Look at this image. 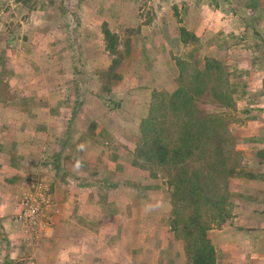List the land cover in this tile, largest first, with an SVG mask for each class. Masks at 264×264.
Masks as SVG:
<instances>
[{
	"label": "crops",
	"instance_id": "obj_1",
	"mask_svg": "<svg viewBox=\"0 0 264 264\" xmlns=\"http://www.w3.org/2000/svg\"><path fill=\"white\" fill-rule=\"evenodd\" d=\"M13 1L0 0V16L4 4ZM174 1L172 11L163 8L165 20L157 17L139 34L128 32L120 45L121 64L112 73L111 61L105 67L109 79L103 88L118 101L116 109L104 107L103 92L76 86L77 96L67 95L61 75L52 68V75L44 77V66L38 69L36 59L24 52L41 42L15 37L0 22V82L9 95L5 99L0 91V264H120L118 250L126 264H136V236L150 244L142 264H188L170 224L168 185L152 188L158 179L151 165L136 157L135 139L150 113L153 90L169 87L178 76L176 57L201 65L218 55L228 33L240 35L247 48L231 42L222 48L249 52L241 61L237 53L228 57L232 77L246 78L233 86L243 118L237 128H254L252 139H264V53L259 50L264 49V0ZM29 14L20 23L33 28L35 11ZM110 26L114 33L122 30L113 21ZM182 28L195 39L184 41ZM135 37L141 39L138 44ZM96 71L82 74L80 81L99 77ZM104 131L108 141H103ZM257 151L253 165L237 168L243 187L234 193L241 208L236 227L215 235L222 241L233 235L238 246L249 248L244 260L264 258V208L255 210L264 205V151ZM44 180L55 203L48 211L53 226L29 246L16 216L22 198ZM250 203L255 209L247 210ZM237 254L232 257L238 259Z\"/></svg>",
	"mask_w": 264,
	"mask_h": 264
},
{
	"label": "rangeland",
	"instance_id": "obj_2",
	"mask_svg": "<svg viewBox=\"0 0 264 264\" xmlns=\"http://www.w3.org/2000/svg\"><path fill=\"white\" fill-rule=\"evenodd\" d=\"M17 2L18 0H15L12 3L4 4V6L1 8L3 13L0 16V22L3 24V29L5 31H15L17 33L14 35L15 37H24L25 40H29L30 36H32L31 38L41 42L40 47L32 48V50L26 49L24 52L28 54L30 59H36V63H38V69H41L42 65L44 66V77H49L52 75L51 69L54 68L55 71L61 75L60 78H62L61 82H63V86L65 87L66 85L68 87L66 88L69 90L68 93L66 92L67 95L71 93L76 97L77 87H80L79 89H86L91 92L92 90L93 92L95 90L99 91L100 93L103 92L104 97L102 100L104 102V107H110L111 109L117 108L118 101L108 96L110 92L108 88H103L105 85H108L105 83V78L109 79L107 77L108 72H106L107 70H105V67L108 65V63H110V61L113 62L112 55L107 51V42L103 34V24L107 23L111 30V21L116 23L117 26L120 25L122 30L116 34L119 37L118 50L123 56L122 52L124 50L120 45L123 44L128 32L131 34H139L141 26H145V24L152 22V20L157 17H162L161 19L165 20V16L167 15L166 13H162L165 11L163 8L167 5L169 6V11H172V8L175 4L174 0H33L28 5L23 3V5H17ZM31 11H35L33 28L24 27L23 24L20 23V20L26 21L29 19V13ZM12 15L13 19H11ZM108 20L110 22H108ZM175 21L176 19H174L172 22L173 25H175ZM128 23L134 26L128 29L126 27L128 26ZM16 28L19 29L20 35H18ZM100 29L102 30L101 34H99ZM96 30L97 33H95ZM229 34L230 33H228V38H223L225 40H223V42L220 44L221 50L216 53L218 55L216 57H210L209 59L221 61L223 67H225L226 75L228 77V83L225 85V87H228L230 93H232L234 106L232 108H221L217 103H214L212 98H209L206 101H200V105L207 113L225 114L229 123L230 132H232V134L235 136L234 141H236V150L238 153L235 154L234 159H238L237 161L239 164L237 168H240V166L242 167V165L245 164H254V162H252V158L255 152H258L257 150L264 151V139L262 140L263 142L261 140L252 139L253 134H255L254 128H252L253 130H250V128H237V125L243 121V118L242 115L238 113V106L236 103L238 98L234 96L235 93L233 86L239 83L242 79L244 80L246 78L242 77L237 79L236 77H232L234 71H230L232 64L228 63V61L231 60V58L228 57L231 54L237 53L235 56H237L238 60L241 61L244 59V56L249 55V52L247 53L246 49L232 50L231 52L229 48H222V46L225 44L224 42H231L233 45L238 43L241 45V49L247 48L246 45H243L246 44V42H242V40L240 41V35ZM137 40L140 42L141 39L136 38V42ZM145 43L148 46L150 45L149 41H146ZM259 50L261 53H264V49L259 48ZM122 60L123 57L121 62ZM200 60H202V58H200ZM96 62L98 63L97 65H102L100 69L99 67L96 68ZM196 65L199 66L200 64ZM96 70L100 71V75L102 74L101 77L100 75L97 78L91 77L92 80H88V82L83 80V82L80 81V79L83 77L81 76L82 74H94L97 72ZM261 74L263 75V73ZM239 76L241 77V74H239ZM230 78H232V81ZM174 88L175 84L173 82L169 87H163L158 90L154 89L153 91H172ZM55 90L58 91V89ZM80 97L82 98L81 94ZM155 100L156 99H154L152 93L150 108L152 107ZM139 132L140 134L135 139L136 147L137 144L142 140L141 127ZM105 140L108 141V135L106 132L103 135V141ZM237 168L233 174V179L228 181L227 186L224 189L223 187H220V191L217 196V203L215 206L209 205L203 207V219L207 221L211 227V229L208 231V236L211 239L217 253L216 264H264V258H249V255H251L249 252H247L249 259L244 260L243 258L249 248L246 249V247L241 245L238 246L233 235H230L225 241H222L215 236L216 234L220 233V230L229 232L233 227H236L234 226L236 223V217H238L241 208L239 207L240 204L238 203L239 199L235 197L234 193H237V191L243 187V185L238 183L239 180L237 178L239 177V171H237ZM150 169L153 175L155 174L158 179V183L155 182V184H152V188H162V185L160 184L161 182L164 185H168L166 192L168 193L167 197L172 204V212L170 217V224L172 225V222L175 219L173 206L174 191L169 186L167 174L163 169L153 165H151ZM262 173L264 174V170ZM106 187L107 184L105 183L103 188ZM250 188L254 189L255 187ZM259 190L262 189L259 188ZM261 199L262 198L259 200ZM249 205L250 208H247V210L255 209V204L253 205L250 203ZM263 208L264 205H260V208L255 210L260 212ZM177 209L179 214H182L183 216H187L190 212V210L186 209L185 206L183 207L182 203H179ZM137 238L138 236H136V241L133 243V246H136V250H133V261H135L136 264H142L141 262H144L143 258L148 256L146 254V249H148L147 247L150 246V244L143 243V241L139 242ZM176 239L184 251V242L179 240L177 237ZM104 245L105 246L102 249L103 252L108 249L106 246H110V244L107 243ZM114 247L123 250L119 243H114ZM253 248L254 247L251 248V251L254 250ZM118 252L120 256L119 263L126 264L125 257L122 258L123 256H121V252L119 250ZM237 252L238 259L232 257ZM188 264L190 263L188 262Z\"/></svg>",
	"mask_w": 264,
	"mask_h": 264
},
{
	"label": "trees",
	"instance_id": "obj_3",
	"mask_svg": "<svg viewBox=\"0 0 264 264\" xmlns=\"http://www.w3.org/2000/svg\"><path fill=\"white\" fill-rule=\"evenodd\" d=\"M33 0H18L28 5ZM107 51L113 62L112 73L121 63L119 37L107 23L103 24ZM184 41L195 39L185 28ZM179 70L172 91H153L155 102L149 116L142 120V140L137 144L136 157L146 164L163 169L173 189L175 219L172 230L184 243L190 264H216L217 253L208 236L211 229L203 219V207L217 203L220 187L232 180L238 159L235 136L223 113H207L200 101L212 98L221 108L234 106L225 67L221 61L207 58L201 65H192L176 57ZM5 99L6 86L0 82ZM203 103V102H202ZM183 204L190 212L179 214Z\"/></svg>",
	"mask_w": 264,
	"mask_h": 264
},
{
	"label": "built area",
	"instance_id": "obj_4",
	"mask_svg": "<svg viewBox=\"0 0 264 264\" xmlns=\"http://www.w3.org/2000/svg\"><path fill=\"white\" fill-rule=\"evenodd\" d=\"M55 206L45 180L33 186L21 200V211L16 220L26 229L27 245L36 244L53 226V217L48 211Z\"/></svg>",
	"mask_w": 264,
	"mask_h": 264
}]
</instances>
